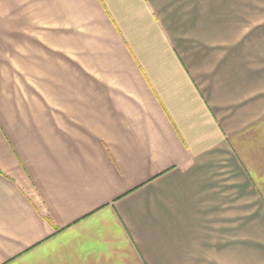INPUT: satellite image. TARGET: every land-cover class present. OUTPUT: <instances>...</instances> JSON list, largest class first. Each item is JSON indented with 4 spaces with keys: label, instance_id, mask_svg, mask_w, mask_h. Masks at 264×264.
Instances as JSON below:
<instances>
[{
    "label": "crops",
    "instance_id": "crops-1",
    "mask_svg": "<svg viewBox=\"0 0 264 264\" xmlns=\"http://www.w3.org/2000/svg\"><path fill=\"white\" fill-rule=\"evenodd\" d=\"M0 264H264V0H0Z\"/></svg>",
    "mask_w": 264,
    "mask_h": 264
}]
</instances>
